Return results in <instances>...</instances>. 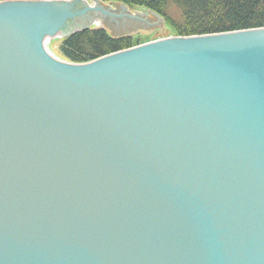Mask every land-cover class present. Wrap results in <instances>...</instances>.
<instances>
[{"label":"water","instance_id":"water-1","mask_svg":"<svg viewBox=\"0 0 264 264\" xmlns=\"http://www.w3.org/2000/svg\"><path fill=\"white\" fill-rule=\"evenodd\" d=\"M128 11L0 2V264H264V28L46 47Z\"/></svg>","mask_w":264,"mask_h":264},{"label":"trees","instance_id":"trees-1","mask_svg":"<svg viewBox=\"0 0 264 264\" xmlns=\"http://www.w3.org/2000/svg\"><path fill=\"white\" fill-rule=\"evenodd\" d=\"M5 1V0H0ZM159 15L170 33L166 37H192L264 28V0H100ZM173 13H172V12ZM156 40V39H155ZM153 41V40H152ZM146 41L138 36H114L91 28L59 40L65 60L82 64L123 51Z\"/></svg>","mask_w":264,"mask_h":264},{"label":"rangeland","instance_id":"rangeland-1","mask_svg":"<svg viewBox=\"0 0 264 264\" xmlns=\"http://www.w3.org/2000/svg\"><path fill=\"white\" fill-rule=\"evenodd\" d=\"M102 3L106 7H108V5H111V3H115V2L105 1ZM113 9L117 11L116 13L117 15L121 14L119 13L118 5H114ZM128 10L129 11L126 12V14L135 16L137 18L136 20H131L129 18L120 17V18H117L115 21H120V23H124V22L126 23L128 22V20H130V23H132L131 26H128L127 24L124 23V24H121L120 27L119 26L117 27V24H115V22L111 24L99 23L98 26L105 28V30L111 35H114V36H121V35H133L134 36L135 35V36H138L140 40L146 41V42H150L155 39H163L167 36L166 33H170L169 27H167L164 22L158 21L153 15L148 14L147 15L148 20H146L145 22L144 20H142L144 18L140 16V15H144V11L140 9H132V8L130 9L128 8ZM58 46H59V39H55L49 42V49L51 53L55 57L65 60L63 57H61L58 51Z\"/></svg>","mask_w":264,"mask_h":264},{"label":"bare ground","instance_id":"bare-ground-1","mask_svg":"<svg viewBox=\"0 0 264 264\" xmlns=\"http://www.w3.org/2000/svg\"><path fill=\"white\" fill-rule=\"evenodd\" d=\"M148 15V14H147ZM142 18H144V19H142V20H144L145 22H146V20H148L147 19V17L148 16H146V15H142L141 16ZM116 22V24H117V27L119 26L120 27V25L121 24H124V23H120V21H115ZM125 24H127L128 26H131L132 25V23H130V20H128V22H126ZM52 41V40H51ZM49 42H50V40H48V41H46V47H47V49H48V51L51 53V51H50V49H49ZM52 54V53H51ZM53 55V54H52ZM54 56V55H53Z\"/></svg>","mask_w":264,"mask_h":264}]
</instances>
